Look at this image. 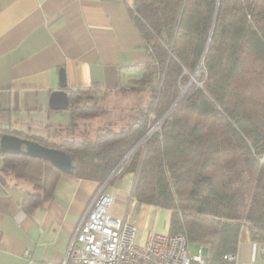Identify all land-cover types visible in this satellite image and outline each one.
I'll use <instances>...</instances> for the list:
<instances>
[{"label": "trees", "instance_id": "obj_1", "mask_svg": "<svg viewBox=\"0 0 264 264\" xmlns=\"http://www.w3.org/2000/svg\"><path fill=\"white\" fill-rule=\"evenodd\" d=\"M133 13L152 61L127 89L148 90L147 103L108 121L107 106L90 104L103 90L71 91V124L91 118L96 130L25 137L72 153L78 177L103 183L125 164L122 175L138 174L133 198L172 211L170 233L203 246L207 264H234L224 256L245 227L264 246V0H135ZM0 155V180L34 184L26 209L52 197L62 172L51 162Z\"/></svg>", "mask_w": 264, "mask_h": 264}, {"label": "crops", "instance_id": "obj_2", "mask_svg": "<svg viewBox=\"0 0 264 264\" xmlns=\"http://www.w3.org/2000/svg\"><path fill=\"white\" fill-rule=\"evenodd\" d=\"M134 1L0 0L2 134L62 139L54 131L70 126V106L53 109L50 102L63 89V75L69 94L80 89L112 94L140 83L146 69L141 64L151 62L152 54L135 20ZM137 179V172L127 171L108 190L115 194L111 213L135 222L141 243L152 231L170 232L172 211L131 202ZM101 184L62 172L52 197L28 210L23 199L34 191L33 182L0 180V264H65L72 236ZM238 250L237 264H264L262 243L248 227Z\"/></svg>", "mask_w": 264, "mask_h": 264}, {"label": "built area", "instance_id": "obj_3", "mask_svg": "<svg viewBox=\"0 0 264 264\" xmlns=\"http://www.w3.org/2000/svg\"><path fill=\"white\" fill-rule=\"evenodd\" d=\"M261 160L264 163V156ZM124 165L118 166L117 171L101 184L88 204L72 236L65 264L68 261L72 264H207L203 246L198 253L193 252L190 248L192 242L186 233L152 231L147 240L140 243L135 222L111 213L115 194L107 191V187L112 178L123 173ZM25 254L30 256L29 251ZM224 258L237 264L239 250L226 254Z\"/></svg>", "mask_w": 264, "mask_h": 264}, {"label": "rangeland", "instance_id": "obj_4", "mask_svg": "<svg viewBox=\"0 0 264 264\" xmlns=\"http://www.w3.org/2000/svg\"><path fill=\"white\" fill-rule=\"evenodd\" d=\"M194 81H196V74L191 76L190 81L187 84L194 82ZM141 86H142V84L138 83V84L130 86V87L139 88ZM127 88L126 89L122 88V89L117 90L116 92H114L112 94H109V92L102 94L100 92L97 94L98 97H96V96L93 97L95 100L90 104L98 102L101 106H104V107L107 106L111 111L110 116L107 118L108 121L112 120L113 118H114V120H116V118L118 116H119V118H121V115L132 114L134 112V110L132 109L134 104H139L142 107L147 103L148 98H149V92H148V90H142V91H135L134 92V91L128 90ZM184 89H187V85L185 88V84H184ZM91 94L92 93L84 94L83 97L80 99V104L86 105L85 102L90 100L91 98L86 100V99H84V97H86L87 95L91 96ZM102 95H103V97L100 98ZM92 96H94V94ZM104 107H102V108H104ZM64 113L69 115L68 112H64ZM75 122H76L75 124H71L70 127H68V128H67V126H64L66 124H63V125H61V126H63L62 128H60L58 130L55 129L56 131H54V132H57V134H55L56 135L55 137H57V140H59L60 138L67 139V138H73V137H81V136H83V133L88 132V130L89 131L91 130V132L95 131L97 128V125H98L97 122L91 121V118L79 117ZM123 123H124V121H123ZM52 127L56 128V127H58V125L55 124ZM50 128L51 127H49L48 130ZM121 175H119L117 178L115 177L114 179H111L109 181V185L111 183H112L111 185H114L115 182L119 179V177ZM109 185H108V187H110ZM108 187H107V191H109ZM134 201H137V200L132 197L131 202H134ZM165 214H166V212L164 211V213L162 214L161 226L164 223ZM113 215L116 216V214H113ZM161 233H164V232H161ZM139 236H140V230H137V241L140 240ZM199 246H200L199 244L192 242L190 248L193 252L198 253ZM203 250H204V253L206 254V249L204 247H203Z\"/></svg>", "mask_w": 264, "mask_h": 264}, {"label": "water", "instance_id": "obj_5", "mask_svg": "<svg viewBox=\"0 0 264 264\" xmlns=\"http://www.w3.org/2000/svg\"><path fill=\"white\" fill-rule=\"evenodd\" d=\"M63 89L53 92L51 108L67 109L70 106L69 93L63 75ZM0 151L6 154H25L51 162L63 173L72 174L75 170V158L72 153L57 147L47 146L36 139L5 132L0 137ZM138 175V174H137Z\"/></svg>", "mask_w": 264, "mask_h": 264}]
</instances>
